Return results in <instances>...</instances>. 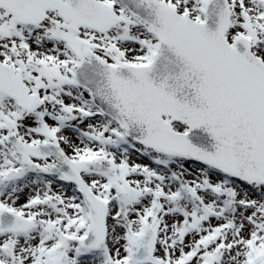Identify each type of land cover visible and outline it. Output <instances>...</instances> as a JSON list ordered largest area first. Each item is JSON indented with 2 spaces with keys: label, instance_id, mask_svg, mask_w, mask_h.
<instances>
[{
  "label": "snow or ice",
  "instance_id": "1",
  "mask_svg": "<svg viewBox=\"0 0 264 264\" xmlns=\"http://www.w3.org/2000/svg\"><path fill=\"white\" fill-rule=\"evenodd\" d=\"M0 264H264V0H0Z\"/></svg>",
  "mask_w": 264,
  "mask_h": 264
}]
</instances>
